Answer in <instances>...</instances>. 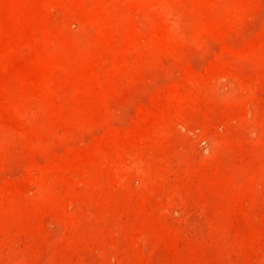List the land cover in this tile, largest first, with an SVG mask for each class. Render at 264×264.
Listing matches in <instances>:
<instances>
[{"label": "rangeland", "instance_id": "obj_1", "mask_svg": "<svg viewBox=\"0 0 264 264\" xmlns=\"http://www.w3.org/2000/svg\"><path fill=\"white\" fill-rule=\"evenodd\" d=\"M0 264H264V0H0Z\"/></svg>", "mask_w": 264, "mask_h": 264}]
</instances>
